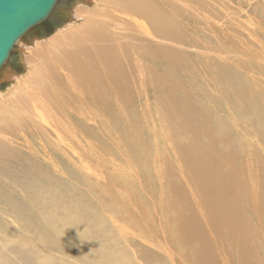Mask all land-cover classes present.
I'll return each instance as SVG.
<instances>
[{
	"label": "rangeland",
	"instance_id": "obj_1",
	"mask_svg": "<svg viewBox=\"0 0 264 264\" xmlns=\"http://www.w3.org/2000/svg\"><path fill=\"white\" fill-rule=\"evenodd\" d=\"M83 3H88L89 7L94 5L91 0H58L50 17L19 40L0 71V91L11 88L12 73L26 71V47L71 22L75 8ZM205 3L204 8L179 4V11L193 16H179L174 24L171 18L173 27L175 25L186 39H171V48L194 61L192 70L189 71V64L182 60L175 64L171 56L160 55L156 49L128 46L125 52H120L128 54V64L119 69L128 78L117 82L108 77L107 69L103 70L104 86L100 91L107 88L108 92L95 103L96 110L89 118L81 115L91 132V141L85 144L77 136L78 147L70 148L75 155L73 159L67 160L64 149L54 152L50 148L44 155L38 150V140L23 137L7 162L0 163V191L12 194L16 207L12 212L16 222L0 214V264H118L117 259L114 261L108 256L120 257L122 249L127 250L130 264H192L171 234V217L185 210L184 204L171 199L180 190L188 194L192 202L190 220L201 223L197 229L201 233L199 237L195 236V230L189 232L195 252L209 250L214 257L209 264H242L234 244L235 234L229 225L222 232L216 230V227L222 230L223 218L231 220L238 214L247 221L244 236L249 259L252 264H264V203L260 202L264 200V193L255 196V202H248L235 190L227 191L221 216L213 220L207 200L203 202L202 192L190 178L192 165L197 163L191 154L202 149L208 140L201 137L200 146L187 149L192 140L191 131L184 130L183 122L179 117H171V107L166 106L171 98L178 100L182 96L197 108L205 107L206 110L201 108L196 112L193 124L205 122L206 127H211L219 150L231 153L229 162L239 166L247 163L242 177L250 173L258 185L264 181V133L261 130L264 128L253 124L254 127L244 131L241 126L243 131L237 133L231 125L241 120L256 122L252 95L239 94L237 119L232 118L235 113L222 109L223 104L219 102L223 95L214 85V74L218 77L221 73L206 72L203 67L208 62L218 63L221 71L220 64L234 66L264 90V0H205ZM171 13L174 15L173 11ZM155 40L163 42L159 38ZM134 59L137 66L132 70ZM176 65L187 69L190 76L183 74V77ZM126 83L139 93L124 91L123 96H116ZM206 118L209 119L204 121ZM59 122L63 123V130L65 119ZM21 131L25 130L21 128ZM4 136L0 133V137ZM30 142L35 143L27 147ZM211 156L220 159L217 153ZM44 158L46 162L40 161ZM219 170L226 171V167L222 165ZM6 174L14 176L13 183ZM85 177L92 185L88 193ZM38 178L44 179L46 190L24 194L27 186ZM75 200L80 204L77 208L80 218L75 212H68ZM19 205L30 211L31 219H18L25 215ZM254 206L259 213L254 211ZM101 208L109 214L116 212L119 217L115 214V217L105 218L103 215L107 212ZM85 218L89 228H83L81 221ZM94 229L98 230L96 235H100L95 239L92 238ZM98 243L102 244V250Z\"/></svg>",
	"mask_w": 264,
	"mask_h": 264
},
{
	"label": "bare ground",
	"instance_id": "obj_2",
	"mask_svg": "<svg viewBox=\"0 0 264 264\" xmlns=\"http://www.w3.org/2000/svg\"><path fill=\"white\" fill-rule=\"evenodd\" d=\"M91 1L95 5H93L94 7H89L88 3L79 4L74 10V19L71 22L57 29L49 37L36 39L32 45L27 46L26 56L24 55L27 65L26 71L17 75L12 73L10 75L13 82L11 88L0 91V133L5 134L4 137H0V163L7 162L12 152L16 150L19 140L23 137H25V140L29 137H33L35 141L38 140L40 142L36 143L38 150L39 152L43 151L42 154L44 155L47 151L50 152V148L54 152L64 149L67 160L73 159L75 155L70 151V148L74 150L78 147L80 142L76 140L77 136L85 144L91 141V132L81 115L89 118V115H92L96 110L95 103L101 101L108 92L107 88L100 91L104 86L102 83L103 70L107 69L108 77L117 82H124L128 78L125 72L119 70L124 69L123 66L128 64V54H120L122 51L125 52L128 46L142 50L144 48L156 49L160 55L171 56V60L175 64L180 63V60L184 64H189V71L192 70L194 61H190L188 57L185 58L183 52L171 48V39L176 41L186 40L178 28L175 25L173 27L172 22L174 24L179 16H193L189 13L184 15L182 11H179L180 8L177 5H195L198 8H204L206 6L205 0ZM157 38L163 42L156 41ZM220 65L223 71L218 68V63L214 65L208 62L203 67L206 72L221 73V76L218 75V77L214 74L213 79L214 85L220 89V93L223 95L222 101L219 102V104H223L222 109L235 113L232 118L237 119L236 100L240 99V93L246 92L252 95V105L255 109V118L253 119L256 122L243 120L238 124L233 122L231 124L233 131L238 133L239 130L241 132L248 130L254 127L253 124L264 128V90L258 87L259 84H256L254 79L245 75V72L236 70L234 66ZM136 66L137 59H134L131 66L132 70ZM186 70L179 69L177 66V72L183 77L185 75L186 77L190 76ZM251 72L253 73L252 70ZM133 87L128 83L122 85L116 96H123L124 91L138 94V89L133 90ZM210 101H213V99ZM166 106L171 107V117H179L183 122V129L191 131L192 140L187 149L191 150L192 146H200L201 137H206L208 140L202 149L195 150L191 154V157L195 158L194 162L197 163L192 165L191 172L193 175L190 178L192 184L196 185L198 191L202 192L203 202L205 203L207 200L206 206L210 210L209 215L213 220L221 216L223 203L225 204L227 200V191L235 190L238 196L248 202L250 200L255 202L254 199L257 200L255 196H258L260 192L263 196L264 181H261L258 185L253 181L254 179L250 173L245 178L241 176L242 172L245 173L247 163H241L242 165L239 166L235 162H229L231 153H223L220 151L221 149L219 150L211 127H206L208 124L204 125L205 122L198 125L193 124L194 116L197 115L196 112L202 109L206 110L205 107H201L202 109L197 108L182 96L178 100L175 97L171 98ZM63 118L65 119L62 128L64 131L61 130V124L63 123L59 122ZM208 119L206 118L204 121ZM241 126L243 130L240 129ZM21 128L25 131L22 132ZM261 130L264 133V130ZM34 143H27V147L33 146ZM213 153L219 154L220 159L212 157L211 154ZM40 161L46 162V159H40ZM222 165L226 167V171L219 170ZM5 177L11 180V183L14 182L13 175L6 174ZM84 180L87 182L86 191L88 193L92 186L91 180L89 181L87 177ZM45 190L44 179L38 178L27 186L24 194H29L31 191L42 193ZM12 199V194L0 191V214L16 222L12 216V212L16 211ZM27 199H30V196ZM171 199L175 203L177 200L185 206L184 211H178L176 212L177 215L175 213L171 217L173 239L177 241L182 250L181 252L190 258L192 264H209L214 260L211 252L209 250L195 252L190 243V230H195V236L199 237L201 233L197 229L200 228L201 223L199 220L195 222L190 220V214L193 210L188 194L180 190L171 196ZM74 202L75 205L68 207V212L70 214L75 212L80 218V209H77L80 204L77 200ZM260 202L264 203V200L262 199ZM258 203H254V205H258ZM113 205H116V203H113ZM254 207V211L259 213L258 208ZM18 208L20 212L25 214L24 217L18 219L30 218L28 215L29 210H25L20 205ZM101 210L106 211L105 208H101ZM115 214L116 212L112 214L107 212L103 216L105 218L115 217ZM116 217H119V214H116ZM87 221L86 218L81 221L83 228L85 226L89 228ZM26 223L29 226L27 221ZM246 223L247 221L241 219L237 214L231 220L223 218L220 221L222 230L218 227H216V230L222 232L229 225L232 233L235 234L234 244L242 264H252L253 261L249 259L250 252L244 236ZM97 231V229H94V237L92 238L100 237V235H96ZM96 245H101L100 249H103L102 244L98 243ZM120 254V257L111 255L112 257L108 256V259H114V261L117 259L118 264H130L127 258V250L122 249ZM1 256L2 249H0V259Z\"/></svg>",
	"mask_w": 264,
	"mask_h": 264
},
{
	"label": "water",
	"instance_id": "obj_3",
	"mask_svg": "<svg viewBox=\"0 0 264 264\" xmlns=\"http://www.w3.org/2000/svg\"><path fill=\"white\" fill-rule=\"evenodd\" d=\"M58 0H0V71L19 40L47 20Z\"/></svg>",
	"mask_w": 264,
	"mask_h": 264
}]
</instances>
